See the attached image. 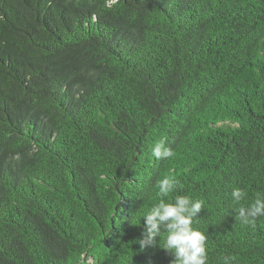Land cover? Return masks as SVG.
Listing matches in <instances>:
<instances>
[{"label": "trees", "instance_id": "16d2710c", "mask_svg": "<svg viewBox=\"0 0 264 264\" xmlns=\"http://www.w3.org/2000/svg\"><path fill=\"white\" fill-rule=\"evenodd\" d=\"M169 175L207 264H264V0H0V264H171Z\"/></svg>", "mask_w": 264, "mask_h": 264}, {"label": "clouds", "instance_id": "9594fccd", "mask_svg": "<svg viewBox=\"0 0 264 264\" xmlns=\"http://www.w3.org/2000/svg\"><path fill=\"white\" fill-rule=\"evenodd\" d=\"M151 156L155 160H165L173 157L174 151L167 146L166 138H161L152 146ZM156 187L159 200L142 214L145 231L143 238L136 243L143 250L145 245H151L154 238L159 237V247L173 256L171 264H207V237L193 227L204 202L179 194L182 186L171 175L161 178ZM230 195L236 204H240L246 193L233 188ZM170 196L171 200L168 199ZM236 213L242 224L254 227L256 218L264 216V194L258 193L252 203L238 207ZM235 259V256L227 255L223 264H234Z\"/></svg>", "mask_w": 264, "mask_h": 264}]
</instances>
